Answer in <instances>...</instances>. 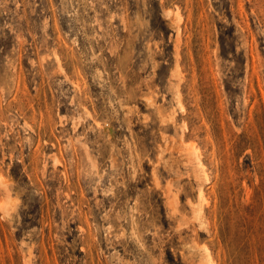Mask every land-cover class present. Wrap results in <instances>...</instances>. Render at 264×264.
Here are the masks:
<instances>
[{
	"label": "rangeland",
	"instance_id": "374dc122",
	"mask_svg": "<svg viewBox=\"0 0 264 264\" xmlns=\"http://www.w3.org/2000/svg\"><path fill=\"white\" fill-rule=\"evenodd\" d=\"M0 264H264V0H0Z\"/></svg>",
	"mask_w": 264,
	"mask_h": 264
},
{
	"label": "bare ground",
	"instance_id": "6f19581e",
	"mask_svg": "<svg viewBox=\"0 0 264 264\" xmlns=\"http://www.w3.org/2000/svg\"><path fill=\"white\" fill-rule=\"evenodd\" d=\"M206 174V173H205ZM206 176V175H205Z\"/></svg>",
	"mask_w": 264,
	"mask_h": 264
}]
</instances>
